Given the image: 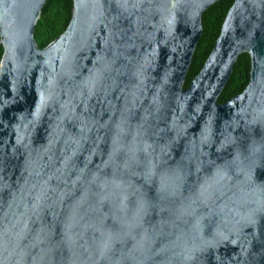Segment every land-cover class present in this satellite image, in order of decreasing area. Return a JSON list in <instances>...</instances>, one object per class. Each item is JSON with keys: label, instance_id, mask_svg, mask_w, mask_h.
<instances>
[{"label": "water", "instance_id": "obj_1", "mask_svg": "<svg viewBox=\"0 0 264 264\" xmlns=\"http://www.w3.org/2000/svg\"><path fill=\"white\" fill-rule=\"evenodd\" d=\"M0 0V264H264V0ZM243 92L220 102L235 64Z\"/></svg>", "mask_w": 264, "mask_h": 264}, {"label": "trees", "instance_id": "obj_2", "mask_svg": "<svg viewBox=\"0 0 264 264\" xmlns=\"http://www.w3.org/2000/svg\"><path fill=\"white\" fill-rule=\"evenodd\" d=\"M233 3L234 0H220L205 11L203 15L204 31L189 70L186 82L187 87L190 86L192 79L201 71L210 55ZM72 14L73 0H47L35 32V38L40 47H46L62 35L71 21ZM3 53L4 48L0 38V64ZM250 69V55L243 53L235 64L233 74L220 97V102L228 101L232 96L243 92L250 80Z\"/></svg>", "mask_w": 264, "mask_h": 264}]
</instances>
